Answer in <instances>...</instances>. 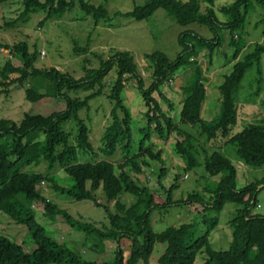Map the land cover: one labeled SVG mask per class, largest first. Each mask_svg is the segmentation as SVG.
Masks as SVG:
<instances>
[{
  "label": "trees",
  "instance_id": "trees-1",
  "mask_svg": "<svg viewBox=\"0 0 264 264\" xmlns=\"http://www.w3.org/2000/svg\"><path fill=\"white\" fill-rule=\"evenodd\" d=\"M19 1L23 10L14 19L6 21L1 28H10L19 21H28L32 14L46 13L43 25L52 18H61L68 11L79 7L86 16H91L95 26L100 24L113 28L115 19L125 18L137 21L148 20L159 8H164L181 26L193 23L205 25L214 33L212 38L188 29L179 35L182 47L175 59L161 51L145 53L147 69L152 76L150 85L140 73L134 55L128 50L112 49L108 58L91 52L100 65L97 68L83 66L85 75L75 78L57 67L39 68L36 62L40 52L31 51L26 41L15 44L0 41V52L10 49L16 63L8 58L0 67V96L9 94L12 86L24 87L26 98L36 102L45 97L64 100L66 108L49 115L26 113L17 123L12 119H0V211L9 215L17 224L24 225L35 249L25 247L0 234V264H195L199 254H205L203 264H264V213L258 210L260 200L259 185L264 177L242 188L238 187V171L231 159L226 157L221 147L234 145L237 156L245 165L264 167V119L249 123L234 132L238 123L236 93L246 72L257 65L261 72L264 54V40L256 42L253 48L241 57L245 45L239 32L243 31L247 16L256 1L264 6V0H234L219 8L215 0H147L144 5L135 6L127 12L117 11L112 16L107 4H93L88 0H0V5ZM202 1L207 6L202 10ZM229 33V47L233 50L227 62L232 69L224 75L217 87L221 95V111L212 120L203 117L207 99L208 77L201 57L213 65L214 54L224 44L225 33ZM91 41L85 46L74 43V56L90 53ZM88 61V59L86 58ZM180 69L187 70L181 87L184 97L177 119L170 113L172 102L163 92V86ZM115 70V78L106 84V77ZM134 79L142 95L145 110L141 113L146 124L139 129L141 135L135 149L133 140V116L122 96L126 80ZM44 90V91H42ZM88 92L84 96H73L72 92ZM106 96L112 105L108 121L101 136V145L96 149L90 140L91 127L80 112L88 110L91 100ZM161 100L169 105L166 111ZM73 120L75 127L65 125ZM195 127L198 133L184 129ZM168 141L175 137L173 151L183 161L185 172L204 167L202 178L208 183L204 187L188 193L180 199L173 198L177 185L170 188L163 185L166 168L158 174V183L166 193L163 197L135 175L143 173V167L151 161L165 164L163 150H155L152 139ZM43 136L42 139H39ZM201 138H205V144ZM85 153L91 161H80L79 154ZM119 162L114 161L117 156ZM45 162L46 172L27 171L31 165ZM63 169L72 179V184L62 185L53 171ZM134 173V174H133ZM218 178L213 180V178ZM176 181L179 176L176 175ZM45 182L50 189L73 200H90L103 207L108 222L98 226L71 215L49 199L44 191ZM102 190L107 201L114 203L115 211L99 201L97 191ZM123 193L135 196V202L126 205L121 200ZM227 203L237 205L230 221L232 241L227 250H214L210 246V234L218 224V218L204 217L206 230L199 233L196 223H182L156 232L151 218L155 210L175 205L198 206L201 212H220ZM37 206H42L49 217L61 216L74 230L93 238L94 244L83 243L80 248L106 252V242L116 246L113 260L93 261L84 258L80 250L73 249L47 234L46 228L37 220ZM158 243L166 248L157 262H152V254Z\"/></svg>",
  "mask_w": 264,
  "mask_h": 264
},
{
  "label": "rangeland",
  "instance_id": "rangeland-1",
  "mask_svg": "<svg viewBox=\"0 0 264 264\" xmlns=\"http://www.w3.org/2000/svg\"><path fill=\"white\" fill-rule=\"evenodd\" d=\"M93 4L106 3L110 14L113 16L115 12H127L132 10L135 6L144 5L147 0H88ZM187 1V0H182ZM234 0H215L217 8L223 5H229ZM253 5L247 16V23L243 31L239 32L241 42L246 45L242 50L241 57L248 53L254 46L249 41H260V35L264 32V6L256 1H252ZM202 10L205 9L207 3L202 1ZM23 10L22 4L11 2L0 5V26H3L6 21L16 18ZM46 13L38 12L31 15L28 21H19L10 28L0 29V41L9 44H15L21 41H26L31 51L37 49L40 52L36 66L39 68L57 67L59 70L73 75L75 78H81L85 75L83 66L97 68L100 65L99 60L93 56L91 52L103 54L108 58L112 49L128 50L134 55L135 61L139 66V70L146 85L152 82V76L147 69V62L145 53L154 51H161L166 53L169 58L175 59L182 47L179 43L180 33L192 29L202 36L209 37L214 33L209 30L205 25L193 23L188 26H181L176 23L175 19L164 9L159 8L148 20L137 21L134 19L117 18L115 19V26L113 28L104 26L103 24L97 27L91 16H86L85 13L79 8L75 7L68 11L61 18H52L47 20L43 25L41 20L45 17ZM258 23L259 29L256 28ZM225 33V31L223 32ZM88 41L90 43V53L85 56H74V43L80 46H85ZM221 45L214 54L213 65L207 64L205 58L201 57L203 67L206 70L208 77L207 82V100L205 108L203 109V117L207 120H212L221 111V95L217 87L223 82L224 75L228 74L233 66V63L227 62V58L231 57L233 52L229 45ZM253 44V45H252ZM248 45V46H247ZM45 52V55H43ZM12 59L16 65H19L13 57L10 49L2 50L0 52V67L8 59ZM88 59V61L86 60ZM187 70L180 69L176 74L163 86L162 90L166 96L174 102V110L170 113L177 119L179 118V111L181 108V100L184 94L181 92V87L185 82ZM187 77V78H186ZM115 78V70H113L106 77V84L110 86V82ZM31 84L30 81L26 82L24 87L12 86L9 94H2L0 96V119H12L19 123L26 113H39L49 115L55 111H62L66 108L64 100L55 97H45L39 101L33 102L26 98L25 89ZM44 91V90H42ZM88 92L79 91L72 92L73 96H84ZM125 104L130 108L133 116L132 129L133 140L135 149L138 146L141 137L139 129L146 124L143 119L142 111L145 110L144 101L141 93L139 92L136 81L134 79L126 80V88L122 94ZM161 104L166 111H169V105L161 100ZM238 123L233 127V131H240L244 126L249 123H258L264 119V54L261 59V72H258L257 65L252 66L245 74L240 89L236 93ZM91 106L88 110H82L80 115L88 121L91 127L90 140L97 149L101 145V136L104 131L105 125L108 121V115L112 108L111 101L106 96H100L91 100ZM65 127L73 129L75 122L69 121ZM184 129L192 131L198 135L196 128L191 126H184ZM195 129V130H194ZM75 132V130L73 129ZM154 135L152 144L155 145V150L161 148L163 150L162 156L165 159V164L161 165L158 161H151L150 166L143 167V173L135 175L137 178L148 184L154 191L163 197L166 193L161 189L158 183V174L162 168H166V174L162 179L163 185L170 188L174 183L177 187L173 192L174 199L186 197L188 193L193 192L199 187H204L208 181L202 176L205 174L204 167H197L191 171L185 172L180 157L173 151V143L175 137L168 141H161ZM40 136L39 139H42ZM205 144V138H201ZM222 153L232 160L236 165L238 171V187L242 188L245 185L264 177V167H251L245 165L237 156L236 148L234 145H223L221 147ZM80 161H91L93 157L81 153L79 154ZM121 157L118 155L114 161L119 162ZM27 171L46 172L48 166L45 162L39 166L31 165L26 168ZM53 175L56 176L57 181L62 185L72 184V179L63 171V169L56 168ZM134 174V173H133ZM176 175L179 179L176 181ZM217 180L218 178H213ZM46 196L57 204L60 208L66 209L71 215L76 218L83 219L91 223H96L101 226L103 222H108L105 209L96 206L90 200L77 201L72 198L59 194L50 189L46 184L44 185ZM261 189L258 193L260 200V207L258 210L264 213V184H260ZM99 201L107 204L112 211H115L114 203H108L105 193L100 189L97 191ZM121 200L126 205H131L135 202V196L130 193H123ZM42 207V206H40ZM43 208V207H42ZM237 205L234 203H227L224 208L215 213L201 212L202 208L198 206L189 207L187 205H175L167 209L162 208L155 210L152 214L151 222L156 232H161L167 227L178 226L182 223H196L198 232L201 234L207 229L203 222L204 217H217L218 224L210 234V246L214 250H227L232 241V227L230 221L235 214ZM38 210V209H37ZM1 212V211H0ZM1 221H10L15 223L9 215L1 212ZM6 218V219H5ZM38 222L46 228L47 234L68 243L73 249L80 250L87 260L93 261H108L113 260V251L116 244L113 241H107L106 252L100 254L93 250H86L87 247L94 244L93 238L86 239L84 233L74 230L68 225L61 216L49 217L41 215L37 211ZM23 227V231L19 230L18 236L22 240L27 251L32 250L31 238L27 228L24 225L17 224ZM6 231L0 228V234L10 237L11 240L19 243L16 232L11 228ZM8 232L10 235L6 234ZM70 233V234H69ZM14 235V236H12ZM28 237V238H27ZM32 239V238H31ZM33 242V239H32ZM88 245L86 248H80L83 243ZM165 244L158 243L155 246L152 254V262H157L158 258L165 251ZM205 254H199L195 264H203L205 261Z\"/></svg>",
  "mask_w": 264,
  "mask_h": 264
},
{
  "label": "crops",
  "instance_id": "crops-1",
  "mask_svg": "<svg viewBox=\"0 0 264 264\" xmlns=\"http://www.w3.org/2000/svg\"><path fill=\"white\" fill-rule=\"evenodd\" d=\"M256 28L257 29H259V26H258V23L256 24ZM226 33H225V41L224 42H227L226 44H229V33L227 32V31H225ZM213 37V35H209V37L207 36V38H212ZM260 37H261V40L260 41H255V40H252V41H249V43H251V42H262L263 40H264V32L260 35ZM255 43H253V44H255ZM252 44V45H253ZM248 46V45H247ZM245 47H246V45H245ZM244 47V48H245ZM208 96V95H207ZM207 100V99H206ZM205 104H206V102H205ZM205 106V105H204ZM205 108V107H204ZM181 109V108H180ZM180 165H183L184 166V164H183V162H182V164H180ZM183 166H181V167H183ZM36 208V211H38L41 215H45L44 214V209L42 208V207H40V206H37V207H35ZM38 209V210H37ZM0 215H1V212H0ZM1 219V218H0ZM6 219V218H5ZM104 223H106V222H104ZM0 228L1 229H3V230H6V231H8V230H10V229H8V228H11L13 231H15L16 232V236L18 237V239H19V243L20 244H22L23 246H24V244H23V242H22V240H20V238H19V234L20 233H18L19 232V230L22 232L23 230V227L22 226H18L17 224H12L10 221H7V220H5V221H1L0 220ZM6 234H8V235H10L8 232H6ZM70 234V233H69ZM12 236H14V235H12ZM28 238V237H27ZM56 239V238H55ZM29 240L31 241V243H32V250L33 249H35V247H36V245L34 244V242H32V239L31 238H29ZM58 240V239H57ZM59 241V240H58ZM61 242H63V241H61ZM25 247V246H24ZM25 249H26V247H25ZM106 249H107V242H106ZM93 251H95L94 249H93ZM96 252V251H95ZM103 254V253H102ZM113 255H114V251H113Z\"/></svg>",
  "mask_w": 264,
  "mask_h": 264
},
{
  "label": "built area",
  "instance_id": "built-area-1",
  "mask_svg": "<svg viewBox=\"0 0 264 264\" xmlns=\"http://www.w3.org/2000/svg\"><path fill=\"white\" fill-rule=\"evenodd\" d=\"M43 55H45V52H43ZM42 185H45V182L44 181H42ZM259 207H260V205H259Z\"/></svg>",
  "mask_w": 264,
  "mask_h": 264
}]
</instances>
